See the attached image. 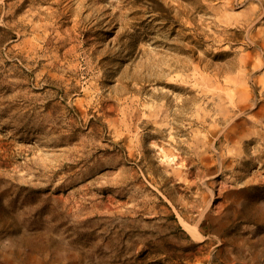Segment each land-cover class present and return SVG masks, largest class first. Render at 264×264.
Wrapping results in <instances>:
<instances>
[{
    "label": "rangeland",
    "instance_id": "1",
    "mask_svg": "<svg viewBox=\"0 0 264 264\" xmlns=\"http://www.w3.org/2000/svg\"><path fill=\"white\" fill-rule=\"evenodd\" d=\"M0 264H264V0H0Z\"/></svg>",
    "mask_w": 264,
    "mask_h": 264
}]
</instances>
